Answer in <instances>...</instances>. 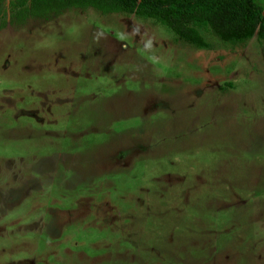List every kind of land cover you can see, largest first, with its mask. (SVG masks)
I'll list each match as a JSON object with an SVG mask.
<instances>
[{
    "label": "rangeland",
    "instance_id": "obj_1",
    "mask_svg": "<svg viewBox=\"0 0 264 264\" xmlns=\"http://www.w3.org/2000/svg\"><path fill=\"white\" fill-rule=\"evenodd\" d=\"M199 32L0 0V264H264V41Z\"/></svg>",
    "mask_w": 264,
    "mask_h": 264
},
{
    "label": "trees",
    "instance_id": "obj_2",
    "mask_svg": "<svg viewBox=\"0 0 264 264\" xmlns=\"http://www.w3.org/2000/svg\"><path fill=\"white\" fill-rule=\"evenodd\" d=\"M69 7H91L101 13L149 18L177 39L205 46L199 29L222 42L264 41V8L255 0H8L11 19L45 17Z\"/></svg>",
    "mask_w": 264,
    "mask_h": 264
}]
</instances>
